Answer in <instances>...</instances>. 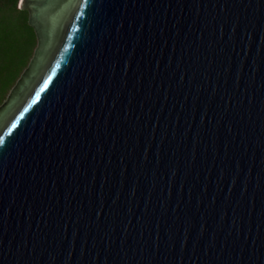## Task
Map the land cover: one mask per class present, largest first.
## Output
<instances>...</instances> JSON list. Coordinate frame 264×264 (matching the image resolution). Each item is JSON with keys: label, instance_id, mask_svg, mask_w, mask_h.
<instances>
[{"label": "water", "instance_id": "95a60500", "mask_svg": "<svg viewBox=\"0 0 264 264\" xmlns=\"http://www.w3.org/2000/svg\"><path fill=\"white\" fill-rule=\"evenodd\" d=\"M18 7L0 264H264V0Z\"/></svg>", "mask_w": 264, "mask_h": 264}, {"label": "trees", "instance_id": "16d2710c", "mask_svg": "<svg viewBox=\"0 0 264 264\" xmlns=\"http://www.w3.org/2000/svg\"><path fill=\"white\" fill-rule=\"evenodd\" d=\"M20 0H0V105L26 68L36 46Z\"/></svg>", "mask_w": 264, "mask_h": 264}, {"label": "snow or ice", "instance_id": "6c2138e0", "mask_svg": "<svg viewBox=\"0 0 264 264\" xmlns=\"http://www.w3.org/2000/svg\"><path fill=\"white\" fill-rule=\"evenodd\" d=\"M0 143H2V141H0Z\"/></svg>", "mask_w": 264, "mask_h": 264}]
</instances>
